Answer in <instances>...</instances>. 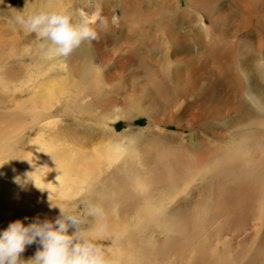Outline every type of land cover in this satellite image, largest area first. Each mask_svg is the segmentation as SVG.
I'll list each match as a JSON object with an SVG mask.
<instances>
[{
    "label": "rangeland",
    "instance_id": "374dc122",
    "mask_svg": "<svg viewBox=\"0 0 264 264\" xmlns=\"http://www.w3.org/2000/svg\"><path fill=\"white\" fill-rule=\"evenodd\" d=\"M157 1L146 0V5L141 4L134 7L128 0H30V3L29 0H0V125H2L1 118L11 114L17 103L28 97V91L15 94L13 98H11V93L17 88L14 86L18 82L25 83L30 78L29 71L30 74L37 75L40 82L66 74L70 80L75 81L74 83L77 80L80 83L78 70L81 71V60L79 56L84 55L89 61L91 74L95 76V79L91 80V85L94 83L92 88L95 87L94 89L98 90L78 95L77 99H74V88L68 96V101L62 103L64 108L61 105L53 108L52 113L55 115L50 121L54 122L56 118H59V123L51 125L48 134L52 140V151L55 153L50 166L55 167L52 169L48 167L46 170H51L53 175L59 171V173L66 171L67 175L73 176L82 171V167L88 165L99 169L102 164L97 161L98 157L104 153L107 146H116L120 151L115 164L105 167L106 174L103 172L99 175V180L104 187L100 189L99 185L97 189L101 193L97 194H92L88 189L79 190L76 188L78 186L68 181L64 183L65 190L66 187L68 188L64 191L68 193L66 195L72 192L77 193H72L74 196L71 194L64 197L60 192L61 189L57 188V190L52 187V191L48 192L50 194L46 192L38 194L37 192L40 191L37 189L32 190V187L24 186L27 183L23 182L25 178L23 173L17 174L16 177L20 178L17 188L23 183L26 187L24 192L19 193V196H24L22 197L25 201L23 207L28 209L24 211L18 209V212H21L19 215L15 210L16 207L13 210L9 208L11 211L7 212L8 220L12 222L10 220L21 219L28 223L37 214L40 219L51 220L59 215L56 205L62 208L76 207L81 210L89 204H94L103 209L104 215L103 217H87L83 227L93 230L103 225L104 231L105 229L112 230L107 231V234H112V236L108 235L112 239L115 235L113 233L116 224L122 226L121 222L123 224L126 218L136 212V200L139 202L141 200L133 192L127 193V196L123 193L117 195V182L121 181L122 177L126 179L125 171H130L129 178L126 181L122 180L125 181L123 190L130 191L132 185L140 183L147 185L146 188L148 187L150 192H157L160 219L158 224L146 223L142 220L139 222L142 227L133 224V220H130V226L134 227L131 232L117 237L114 241L115 248L119 247L118 250L125 245L126 250L122 248L119 251L123 257H126L124 260L128 259V262H132V258L137 260L136 262L133 260V264H144V262L145 264H236V262L237 264H259L260 262L264 264V245L261 240L264 239V193H256L255 196L253 193L254 198L246 202L243 199V193H213L216 191L213 190L215 186H211L212 180L222 175V177L229 178L227 186L235 190L249 178L252 179L258 169L257 165L250 163L248 155L250 152L259 151L260 143L264 144V138H261L264 136H258L259 131L255 130V132L241 127L236 130L239 136L232 139L226 131L227 118H232L234 114L232 109L226 112L227 102L237 101L239 103L245 99L243 97L245 78L242 81L237 77L233 78L231 69L229 68L228 71L227 68L228 60H230L228 58V63L224 62V71L215 64L207 63L193 67L198 74L194 71L193 76L179 80L177 73H189L187 67L174 62H165L162 57L163 47L157 46L158 48L155 49L150 45V47L148 45L139 46L142 39L147 37L145 35L152 36L154 41L161 39L160 16L162 11L160 12V0ZM180 2V7H183L185 1L180 0ZM222 2L220 0L219 3L210 4L205 1L202 3L204 6L200 5V8L193 9V15H196L195 20L198 18L197 21H199V17L206 19L207 16H214L216 22L211 29L212 35L222 38V48L227 47L231 38L236 41L242 38L241 43L247 38L253 41L256 38L255 35L252 34V30L245 31L243 22L245 17L241 16L240 9L238 11L234 6L237 0H222ZM261 2L264 6V0ZM118 4L120 7L117 8ZM121 7H124L123 10ZM41 10H69L73 12L74 20L80 19L79 11L82 10L94 24L98 33L97 39L92 42L84 41L75 48L71 52L75 54L72 61L68 59V56L48 57L44 55L38 47L39 38L34 33L28 32L16 20L19 15L26 17ZM129 10L132 12L130 13ZM97 13L107 21L106 27L96 21ZM112 16L117 17L116 23H112ZM261 16H263L264 25V12ZM191 22L192 25L197 23ZM174 26L177 31L183 27L182 25ZM24 48L29 50L25 51ZM169 53V58L172 59L173 52ZM236 57L238 58L237 54ZM37 59L40 61L37 62ZM32 68L36 69V73L34 70L32 72ZM241 73L244 74V72ZM178 81L181 83L179 84ZM11 86L12 89L9 88ZM250 93L254 94L252 90ZM85 95L88 97H84ZM104 99L105 102L101 104ZM85 103H88L87 106H81ZM32 107L34 108L35 104H32ZM260 111L258 109L254 113L260 116ZM199 112L202 114L201 118L192 123L195 113L199 114ZM226 113L228 115L225 116ZM53 117L56 118L53 119ZM35 127L37 126H33V129L27 125L22 133L21 130L18 132L11 129L10 134H7L2 142L0 140V147L4 150L1 151L0 148V161L9 159L8 162L12 165L19 166L23 162L22 157H25V146L31 141L29 138L37 136ZM47 138L48 136H45V139ZM234 144L238 146V149L232 152ZM215 146L221 148L222 151L215 154L213 150L216 149ZM56 149L60 154L56 152ZM231 154L236 157L240 156V160L233 163L229 158ZM263 156L264 152L259 151L258 158ZM245 165L250 170L246 169ZM104 166L105 163L102 168ZM120 166L125 167L121 170L124 175L110 174ZM56 167L62 170L57 171ZM238 174H242V178L233 179ZM54 189L60 194L55 193L54 195ZM26 191L29 193L23 194ZM229 195L234 198L233 202ZM11 196L16 198V193H12ZM70 196L71 198H68ZM150 197L154 200L153 196L150 195ZM50 204L54 206L50 207ZM227 208L234 223L231 221L227 224L228 227L221 230L224 218L219 215ZM32 209L34 215L31 214ZM115 210L117 214L113 215ZM245 210H248L250 215L242 221L240 215ZM24 217L28 220L24 221ZM110 218L118 219L116 224L111 223ZM136 226L138 230L135 229ZM234 229L238 231L234 232ZM73 230L70 228L69 232ZM103 232L100 236L108 238ZM236 233H238L237 236L233 235ZM120 244L123 246L121 247ZM38 247L39 245L35 244L34 251ZM129 249L133 250L130 252ZM32 254L33 252L28 250L27 256L32 257ZM120 262L123 264L122 260Z\"/></svg>",
    "mask_w": 264,
    "mask_h": 264
},
{
    "label": "bare ground",
    "instance_id": "6f19581e",
    "mask_svg": "<svg viewBox=\"0 0 264 264\" xmlns=\"http://www.w3.org/2000/svg\"><path fill=\"white\" fill-rule=\"evenodd\" d=\"M184 1H185L184 6L180 7L181 6L180 0H160V3H161L160 12L162 11L161 16H160V19H161L160 22L162 24V28L160 31L161 39L160 40L156 39L154 41L152 36L145 35L147 37L142 39V42L139 43V46H144V45L149 46L150 45L151 47H153L155 49L158 47H163L164 48V51H163L164 55L162 57H163V60L165 62H167V63L174 62L177 65H183V66L187 67V69L189 70V73L188 72L187 73H177L178 74L177 78H180L179 80H181V78H184V77H188L191 75L193 76L194 71H196L193 69V67H199V66H202V64H205V65L207 63L215 64L217 67H221V69L224 71V69H225L224 68V66H225L224 62L225 61L227 62V59L229 58L230 59V60H228L229 63L227 62L228 63V65H227L228 71L230 68L233 78L237 77V79L239 78L241 81L243 80V78H245L246 82H245V85L243 88L244 89L243 97L245 99L239 103L236 101V99H235L236 102H233V103H229L231 101L227 102L229 108L227 106L226 112L229 111V109L230 110L232 109L234 114H233L232 118H227V126L228 127H227L226 131L229 135H231L232 139H235L239 136V132H236V130L238 128H241V127H245V129H248V130H254V131L256 130L257 132L259 131L258 136H264V114L261 115V113H264V80H263L264 79V25L262 23L263 22L262 21L263 16H261V13L264 12V6H262L261 0H237L236 5H234V6L238 11L240 9L241 16L245 17L244 21H243L244 22V29H245V31H251L252 30V34H254L256 38L254 37L255 39L253 41H251V39L247 38L246 40H243L242 43L240 42V40H242V38L240 40H237V41L231 38V40L229 39L230 40L229 43L227 42L228 45L226 48H225V46L223 48L221 47L222 46L221 45L222 38H220V37L216 38L212 35L211 29L214 27V24L216 22V19L214 18V16H212V15L207 16V18H206L207 22H206L205 18H200V17H199V21H197L198 18L195 20L194 16H196V15H193L194 14L193 9H195V8L198 9V7L200 5L204 6L202 3H205V1L212 4V3H219L220 0H213V1L212 0H184ZM128 2L130 3L131 6L133 5L134 7H138V5H141V4L146 5V3H147L146 0H128ZM156 2H158V1L156 0ZM29 3H30V0H29ZM221 3H223L222 0H221ZM126 4L128 5L127 2H126ZM53 5H57V4L53 3ZM118 7H120V5L117 6V8ZM209 7H211V6H209ZM123 8L121 7V10H123ZM125 9H127V8L125 7ZM109 10H110V8H109ZM197 11H199V10H197ZM129 12H130V10H129ZM154 13H156V12H154ZM120 15H122V14H120ZM109 16L111 17V15H109ZM119 18H121V17H119ZM132 20H133V18H132ZM254 20L256 22H254ZM191 21H195L197 23H195V25H192ZM133 22H134V20H133ZM173 24L174 25H182L183 27L181 28V30L177 31ZM148 25L151 26L150 24H148ZM129 27H130V24H129ZM231 29H232V27H231ZM139 30H140V28H139ZM229 31H230V29H229ZM228 34H229V32H228ZM149 35H151V34H149ZM151 39L153 42L151 41ZM226 40H228V39H226ZM241 44H242V47H241ZM2 49L4 51V48H2ZM24 49H26L25 51H27L28 48H24ZM16 50H17V48H16ZM171 51L173 52V58L172 59L169 58V55H170L169 52H171ZM14 52H15V50H14ZM17 52H18V50H17ZM83 53L85 54V52H83ZM236 54L238 55V58L236 57ZM13 55L16 57V55L14 53H13ZM17 56H18V54H17ZM24 56H26V54H24ZM42 56H44V55H42ZM74 57H75L74 53H70L68 55V59L70 61H72V59ZM79 57L81 60L80 61L81 71L78 70V76L81 78L80 83H78V80L76 83H74L75 81L73 82L72 80H70V78L66 74L63 75L62 77L48 78V79H46V81L40 82V81H38L37 75L31 73L33 75V76H31L30 71H29L28 73H29L30 78H28L25 83L23 81H20V82L17 81L19 83V85L17 83L14 86L17 88L15 89V91H13V93H11V98H13V96L15 94H20L22 91H26V92L28 91V97L26 96L27 98L25 97L26 99L24 98L25 100H23V101L21 99L22 102L17 103L14 111L11 114H9L7 116H3L1 118L2 125H0V140L2 142L5 139L6 135L10 134L11 129L17 130L18 132H19V130H21V133H22V131L26 128L27 125L32 127V128H33V126H37V127H35L36 131H37V136L34 138H29V139H31L30 142L28 139L29 143H27V146H25L26 150L24 151L25 157H22V159L23 158L24 159H23V162L19 166H16L14 164L12 165V163L8 162L9 159H4V160L1 159V161H0V164H3V165H0V230L6 228L8 223H9L8 216H7L8 211H11L16 207L15 210L20 215V213H21L20 211H24L25 209H28L25 206L23 207V204L25 203V201L22 200L23 199L22 197H24V196L22 194H21L22 197L19 196V193L24 192V190L26 189L27 186L32 187V190L35 188L38 191H40V192L36 191L38 194L42 193V192L43 193L46 192L47 194H50L48 192H51L52 188H55V189L59 188V190L61 189L60 192L64 195V197H67V196L71 195L72 193L77 194L75 192H72L69 195H66L68 193H65V191L68 188L66 187V190H65L64 183L68 181V182L74 183L75 186H78L76 188H78L79 190L88 189V190H90V192L92 194L101 193L100 190L97 189V187L100 185V189H101L104 187V184L100 182L99 175L102 174L103 172H104V174H106L105 173V167L110 166L113 163L115 164V161L119 158L118 152H120V151L118 150V148L116 146H114V147L107 146V149L104 150V153L102 155H100L98 157V160H97L102 165H103V163H105L104 168H102V165L99 169L97 167H93V166L88 165L86 167H82L83 170L77 174H74L73 176H70V174H68L69 175L68 176L66 174V171L64 173H62L63 171H61V173H59L60 171L58 173L55 172L56 174H54V175L51 173V170L47 171L48 167H50L51 169L53 167H55V166H52V167L50 166L52 164L53 158L55 157V153L52 151L53 150L52 145H51L52 140L50 139L49 134H48L50 126L55 124L56 122L59 123L58 122L59 118H56V117H53V119L56 118L54 120V122L50 121L52 116L55 115V114L53 115V113H52L53 108H55L58 105H61V107L64 108L62 103H65L68 101V96H69V94L72 93L74 88H75L74 99H77L78 95H81V94L84 95V93L86 94L87 92H90V91L93 92L95 90H98V89H94L95 87L92 88V85L94 83L91 85V80L93 78L95 79V76L92 75L93 73L91 74L92 71L89 68L88 59L84 55L83 56L80 55ZM20 58H22V57L20 56ZM39 61L37 59V62H39ZM35 62L36 61H34V63ZM40 65H43V64H40ZM33 67H35V66H33ZM38 69H39V67H38ZM33 70H34V68H32V72H33ZM35 71H36V69L34 70V72ZM241 72H244V74H242ZM196 73H197V71H196ZM23 74H25V72ZM90 75H92V76H90ZM229 76H230V74H229ZM21 77H23V76H21ZM18 78H20V77H18ZM174 78L173 79L171 78V79L174 80ZM74 79H76V78H74ZM7 81H8V78H7ZM178 83L180 84L181 82L178 81ZM231 83H232V80H231ZM2 84H4V83H2ZM7 84H8V82H7ZM81 84H83V85H81ZM11 85H13V84H11ZM14 87H13V89H14ZM9 88L12 89V86ZM251 90L254 93L253 95L250 93ZM88 95H90V94H88ZM84 97H88V96L85 95ZM82 102H83V100L81 101V103ZM104 102H105V99L101 104H103ZM236 103H238V104H236ZM32 104H35L34 108L32 107ZM87 104L85 103L84 105H81V106L85 107V106H87ZM224 104H226V102H224ZM258 109H259V111L260 110L262 111V112L260 111V113H259L260 116H258L254 113ZM226 115H228V114L226 113L225 116ZM201 116H202L201 112H199V114L195 113V116L193 117V120L191 122L193 123L195 120L200 119ZM217 120H218V118H217ZM257 129H259V130H257ZM52 131H54V130H52ZM30 132H31V130H30ZM216 132H213V133H216ZM15 133L17 134V132H15ZM213 133H210V134H213ZM224 134H225V131H224ZM45 136H48V138L45 139ZM258 136H257V138H258ZM261 138H264V137H261ZM10 139H12V138H10ZM6 142H5V144H6ZM255 142L257 143V141H255ZM259 147H260L259 151H262V153H263L264 152V144L260 143ZM215 148H216V146H215ZM237 149H238V146L236 144H234L232 152L236 151ZM78 150H79V148H78ZM213 150H214L215 154H217L218 152L220 153V151H222V149L221 148L219 149V147H217L216 149H213ZM1 151H4V150L2 149ZM97 151H99V150H97ZM259 151L253 152V153L250 152V154L248 155L250 158L249 159L250 163L253 164L254 166L257 165L256 167H258V169L256 171L254 170L255 171L254 176L251 174V176H253L252 179L249 178L248 181H246L244 184L239 185V187L237 189L233 190V189H231V187L227 186V183H228L227 181L229 180V178L222 177V175H221L218 178L216 177V179L212 180V182H211V186H215V188L213 190H216L213 193H243V199L246 202L249 199H253L254 196L256 195V193H264V156L262 158H258V152ZM56 152H58V154H60L59 150H57V149H56ZM244 155H245V153H244ZM57 157H59V156H57ZM229 158L233 163L240 160V156L236 157V155H234V154L229 155ZM53 163H55V162H53ZM93 163H95V162H93ZM222 164H223V162H222ZM125 165L126 164L124 163V166ZM224 165H226V164H224ZM124 166H122V167L120 166L121 168L117 167L116 170H114V172H111L110 174L114 175L117 173H121V170L125 168ZM37 167H45V168L38 169L36 172H33V171H35V169ZM127 167H128V165H127ZM245 168L249 169V167L247 165H245ZM56 170L58 171V170H62V169L57 168ZM20 173H23L25 175L23 182L25 181L27 184L28 183L29 184L24 185V183H23L22 186L17 188V182L14 180V177H16L17 174H20ZM128 173H130V171L129 172L125 171L126 179L129 178ZM121 174L124 175L123 173H121ZM134 174H136V173L134 172ZM242 176H243L242 174H238V175L234 176L233 179H235V178L240 179V178H242ZM107 179L109 180V178H107ZM126 179L124 177H122V179H120L121 181L117 182V192H118L117 195H119V193L120 194L123 193L124 196H127L126 195L127 193H131V192L135 193V195L137 197H139V199H141L140 202L136 200L137 210L135 213H133L132 216H130L129 218H126V221L123 224H122L121 220L119 219V221L121 222L120 225H122V226H119L118 224H116V220H118V219L114 220V219L110 218L111 223H115L117 225L114 228L115 229V231L113 233V235L115 234L114 238L111 239L109 237V236H112L111 233H110L111 235H109V233L107 234V231L111 232L112 230L105 229V231L103 233L105 235L107 234L106 236H108V235L109 236H108V238L100 236V241H99V243H101L102 245H104L106 247L105 248L106 254L110 258L114 259L116 261V264H119V263L121 264L120 260H122L123 264H125V263L126 264H133L134 263L133 260H135L133 258L131 260L132 262H130V261L128 262L127 261L128 259L124 260L126 257L125 256L123 257V255L119 251H121L122 248L125 249L126 248L125 245H124V247H122L123 245L120 244V246L122 247L120 250H118L119 247H116L117 248L116 249L115 245H114V241L117 237H121L123 235H126L129 231L131 232V229L134 228V227L132 228L130 226V220H133V222H134L133 224H137L138 226H141V224L139 222L142 220L146 221V223L150 222L151 224L152 223L158 224V221L160 219L158 217V215H159L158 213H160V209L158 206H160V204L159 205L157 204L158 203L157 199L159 198V194H157V192H150V190L147 189L148 187L146 188L147 185L145 186V185L140 184V183H138V184L136 183V184L132 185L130 191H124L123 188H124V183H125ZM122 180H125V181H122ZM23 185L26 187H24ZM209 186H210V184H209ZM17 189H19V191ZM55 189L53 190L54 195H55V193H59L58 191L56 192ZM69 189H71V188H69ZM32 190H30V191L33 192ZM27 191L23 194L26 195L27 193H29ZM12 193H16V198H13L11 196ZM149 193H151V194H149ZM152 193H154V194H152ZM253 193H255L254 196H253ZM150 195L154 197V200L150 197ZM101 196H102V198H104L103 195H101ZM229 197L231 199V202H233L234 198L230 195H229ZM68 198H71V196ZM249 204H250V202H249ZM251 205H252V203H251ZM32 206L33 205H31V207ZM9 208L11 210H9ZM231 208H232V206H231ZM18 209H20L19 212H18ZM126 209H128V208H126ZM227 210H228V208L223 210L222 213L219 215V217L224 218L223 225H221L222 228H220L221 230L225 227H228L227 224H229V223H231V221H233L232 217H230L229 210L228 211ZM231 210H234V209H231ZM28 212H31V211H28ZM48 212H50V211H48ZM237 212H238V210H237ZM22 213H24V212H22ZM26 213L27 212H25L24 214H26ZM33 213H34V210L32 211L31 214H33ZM28 214L30 215V213H28ZM115 214H117L116 210L114 211L113 215H115ZM248 215H250V212L248 210H245L243 212V214L240 215V216H242L241 220L244 221L245 219H247ZM37 216H38V214H37ZM105 219H106V216H105ZM10 221H13V220H10ZM106 222H110V221L106 220ZM233 223H234V221H233ZM263 224H264V222H263ZM156 225H155V227H156ZM112 227H114V224L111 226V228ZM96 228H94L93 230H95ZM136 228H138V227L136 226L135 229ZM150 228H152V227H150ZM147 229H148V227H147ZM155 229L159 230L158 228H155ZM136 230H138V229H136ZM143 230H144V228H143ZM237 231L238 230L234 229V232H237ZM104 234H103V236H104ZM237 234L238 233L233 234V235L237 236ZM100 235H102V234H100ZM140 235H141V233H140ZM142 236H143V234H142ZM263 238H264V235H263ZM261 240H263L262 244L264 245V239H261ZM128 241H129V239H128ZM116 242L118 244V240H116ZM127 244L129 245V243H127ZM127 244H126V246H127ZM34 245H35V243L32 245L26 246L24 252H26V251L28 252V250H29V252L32 251L33 252L32 256H33L35 253ZM130 249H129V251H130ZM129 251H128V254L131 252V251L130 252ZM24 252L21 254L22 258L24 257L25 259H28L29 256H27V252H26L25 256H24ZM131 256H133V255H131ZM134 258H136V257H134ZM143 258H145V257L143 256ZM148 260H147V263L149 262ZM136 261L137 260H135V262ZM138 262H139V260H138ZM154 262H155V259H154ZM152 263H153V261H152ZM144 264H145V262H144ZM236 264H237V262H236ZM259 264H263V263L260 262Z\"/></svg>",
    "mask_w": 264,
    "mask_h": 264
},
{
    "label": "clouds",
    "instance_id": "9594fccd",
    "mask_svg": "<svg viewBox=\"0 0 264 264\" xmlns=\"http://www.w3.org/2000/svg\"><path fill=\"white\" fill-rule=\"evenodd\" d=\"M73 16L69 10H41L26 17L19 15L16 20L39 38L38 47L44 55L67 57L82 42L95 41L98 36L85 12L79 11V20H74ZM96 21L107 26V21L99 13ZM116 22L117 17L113 16L112 23ZM42 168L45 167H37L33 172ZM14 180L19 182L20 178L14 177ZM55 207L59 209L55 219L36 216L26 224L16 219L0 230V264H116L106 254V247L99 243L104 226L95 230L83 227L87 217H103L100 206L89 204L81 210ZM70 228L74 230L69 232ZM34 243L39 245L34 255L22 258L26 246Z\"/></svg>",
    "mask_w": 264,
    "mask_h": 264
}]
</instances>
